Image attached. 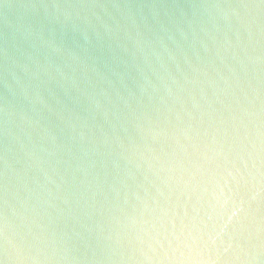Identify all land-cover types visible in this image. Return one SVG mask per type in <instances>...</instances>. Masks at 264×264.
<instances>
[{
  "label": "clouds",
  "instance_id": "obj_1",
  "mask_svg": "<svg viewBox=\"0 0 264 264\" xmlns=\"http://www.w3.org/2000/svg\"><path fill=\"white\" fill-rule=\"evenodd\" d=\"M0 264H264V0H0Z\"/></svg>",
  "mask_w": 264,
  "mask_h": 264
}]
</instances>
